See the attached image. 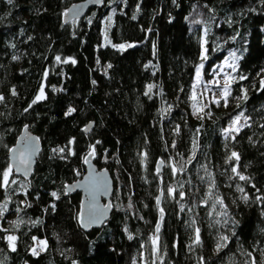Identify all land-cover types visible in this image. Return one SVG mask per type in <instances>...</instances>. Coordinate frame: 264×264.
Masks as SVG:
<instances>
[{
    "label": "trees",
    "instance_id": "trees-1",
    "mask_svg": "<svg viewBox=\"0 0 264 264\" xmlns=\"http://www.w3.org/2000/svg\"><path fill=\"white\" fill-rule=\"evenodd\" d=\"M79 1L0 0V264H264V0H103L65 23ZM222 68L227 106L199 91ZM24 127L38 162L5 187ZM93 151L113 213L85 231L66 186Z\"/></svg>",
    "mask_w": 264,
    "mask_h": 264
},
{
    "label": "water",
    "instance_id": "water-1",
    "mask_svg": "<svg viewBox=\"0 0 264 264\" xmlns=\"http://www.w3.org/2000/svg\"><path fill=\"white\" fill-rule=\"evenodd\" d=\"M103 0H81L70 5L64 12V22L69 23L83 18L91 8L99 7ZM94 123L91 122L85 128V132H90ZM42 143L40 138L30 131L28 127H24L21 131L15 145L9 152V162L11 170L15 175L29 179L33 175L37 165ZM29 150L32 155L29 156ZM23 154V156H22ZM21 159L29 160L27 165L20 163ZM85 162V172L78 176V179L66 186V192H80L82 195L80 226L85 231L102 228L110 219L113 213L112 197L114 194L115 181L112 173L107 168H99L94 161V154L87 155ZM85 160V161H86ZM159 172L163 171V161L158 162ZM158 205L161 204V193L158 197ZM95 214L97 219L95 222L90 220V214ZM163 212H161L160 220L157 225L159 229ZM158 235V231L156 236Z\"/></svg>",
    "mask_w": 264,
    "mask_h": 264
},
{
    "label": "snow or ice",
    "instance_id": "snow-or-ice-1",
    "mask_svg": "<svg viewBox=\"0 0 264 264\" xmlns=\"http://www.w3.org/2000/svg\"><path fill=\"white\" fill-rule=\"evenodd\" d=\"M8 2L11 3L12 0H8ZM97 2H99V0H97ZM129 46H131V45H129ZM120 47L123 48L124 46L121 45ZM56 59H57V61H60V57H56ZM64 62L67 63L68 61H64ZM72 62L75 63V61H72ZM109 67H111V65H109ZM201 67H202V65H201ZM233 71H235L234 68H233ZM197 77H199V69H197ZM240 78L241 79H245L246 77H240ZM229 79H231V78H229ZM262 84H264V81H262ZM151 87L152 86H149V91L151 90ZM222 92H223V98L225 100V106H227V96L230 95V88H229V85L228 84H225V86L222 89ZM13 95H15V91L14 90H13ZM42 98H43V89H41V95L37 96L36 100H40ZM243 98L244 99H247L246 91H245V95H244ZM193 99H195V97H193ZM0 100H3V97L2 96H0ZM36 100H34L33 103H35ZM214 102L217 103V104H219V100H216ZM202 110L203 109H201V111ZM72 111H74V109H69V113L68 114H70ZM242 116H243V113H240L238 116H236L233 119L232 124L229 126V128L228 129H225V132L226 133H231V132L238 133L240 131V127L238 125H239V122H240V119H241ZM246 120H247V118H245V122H246ZM233 139H234V137H233ZM61 151H63V149H61ZM28 154H29V156L32 155L31 150H29V153ZM92 154H94V151H93ZM22 156H23V154H22ZM233 158L235 160L239 161V158H240L239 157V154L237 152H232L231 155H230V157L228 159H229V161H231ZM85 162L87 163L88 161L86 160ZM20 163L27 165L29 163V160L21 159ZM231 171L233 173H235L239 177L240 180H246V179H248L247 177H245L244 175H242V174L239 173L237 167H233L231 169ZM10 172H11V168H9L7 171H5L3 173V186H5V187L9 184L8 177H9ZM12 183H15V181H12ZM169 191L171 192L172 190L170 189ZM239 191H243V189L240 188ZM52 195L53 196H56V193H52ZM244 199H247V196H245ZM162 211L163 210H161V212ZM96 219H97V216L94 213L93 214H90V220L92 222H95ZM157 231H159V229H157ZM131 238L132 237L129 236V239H131ZM7 239L9 241L10 246L12 247V250L14 251L15 250L14 241H15L16 237L9 236ZM221 239L226 241L228 239V237L225 236V237H222ZM41 243L44 244L45 242L42 241ZM195 243H197V244L200 243V239H199V229L196 230V240H195ZM223 246L224 245H218V250H219V248H221ZM33 255H38V253L36 252L35 249H33Z\"/></svg>",
    "mask_w": 264,
    "mask_h": 264
},
{
    "label": "rangeland",
    "instance_id": "rangeland-1",
    "mask_svg": "<svg viewBox=\"0 0 264 264\" xmlns=\"http://www.w3.org/2000/svg\"><path fill=\"white\" fill-rule=\"evenodd\" d=\"M227 65L228 64H224L223 67L227 68ZM229 78H230V76L228 75L227 70L222 68L220 70L215 71L213 73L212 79L210 81H208V83H211V85H210L211 87L210 86H206V90L205 89L203 90L204 87L203 86H199V91H201V92L206 91L205 100H206L207 103H209L212 100V98L215 101L216 100H220L221 95L219 94V92L223 93L222 89L225 86V84H229V80H230ZM207 91H210L209 94L213 95V97L212 96L209 97V94H207ZM241 125H242V121L240 120L238 126L240 127ZM42 241L45 242L44 240H39V239H37L36 242H35L34 249L36 250L37 253L45 250L46 242L44 244H42L41 243Z\"/></svg>",
    "mask_w": 264,
    "mask_h": 264
}]
</instances>
